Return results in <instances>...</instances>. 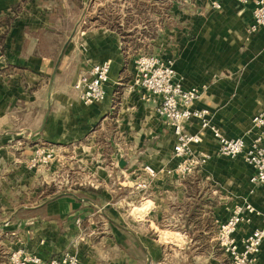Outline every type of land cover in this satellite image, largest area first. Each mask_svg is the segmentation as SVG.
<instances>
[{
  "label": "crops",
  "instance_id": "obj_1",
  "mask_svg": "<svg viewBox=\"0 0 264 264\" xmlns=\"http://www.w3.org/2000/svg\"><path fill=\"white\" fill-rule=\"evenodd\" d=\"M254 7L0 0V264L19 248L44 260L68 251L81 264H229L219 226L251 203L256 211L235 238L241 244L259 228L264 184L251 183L256 170L243 155H219L196 118L185 130L201 136L194 149L211 158L185 178L168 174L178 161L176 134L157 113L160 97L143 98L135 61L143 53L173 57L183 86L201 92L191 108H208L221 133L249 145L253 117L264 110V25L250 31ZM104 61L106 99L85 104L74 85ZM42 142L59 146L60 162L33 168ZM145 165L155 178L146 179ZM59 171L66 188L52 190ZM255 264H264V240Z\"/></svg>",
  "mask_w": 264,
  "mask_h": 264
},
{
  "label": "built area",
  "instance_id": "obj_2",
  "mask_svg": "<svg viewBox=\"0 0 264 264\" xmlns=\"http://www.w3.org/2000/svg\"><path fill=\"white\" fill-rule=\"evenodd\" d=\"M247 4L251 0H237ZM253 22L250 31L264 25V0H253ZM220 7L219 3L215 4ZM137 82L145 90L144 99L152 96L160 97L157 113L165 118L174 128L176 144L174 157L178 159L175 166L168 168L167 173L185 178L205 164L211 155L197 151L194 145L200 144L199 134H190L185 130V124L193 118L201 121V126L212 132L218 141V154L235 158L243 155L256 172L250 181L254 186L264 184V110L253 117L256 136L248 145L243 137L229 138L212 124L208 108L193 109L191 104L200 98L197 87L185 88L177 78L175 60L173 57H163L154 53H143L135 61ZM111 62L104 61L95 64L89 71L79 75L74 88L80 93L85 104L101 102L106 99L105 84L109 81ZM54 148L42 146L36 149L30 159V166L39 168L49 164L56 157ZM146 179H153L158 171L151 165H145ZM140 186H147L143 181ZM256 211L251 203L236 206L227 220L220 224L217 239L220 247L229 257V264H255L256 255L260 252L264 240V219L262 225L245 237L241 244L235 238L238 226L250 220V214ZM10 264H81L79 257L71 252H62L44 260L40 255L24 248L15 249L10 254Z\"/></svg>",
  "mask_w": 264,
  "mask_h": 264
},
{
  "label": "rangeland",
  "instance_id": "obj_3",
  "mask_svg": "<svg viewBox=\"0 0 264 264\" xmlns=\"http://www.w3.org/2000/svg\"><path fill=\"white\" fill-rule=\"evenodd\" d=\"M146 52V51H145ZM148 52V51H147ZM106 136H101L100 137V142L105 146L106 145V147L107 148H109V146H107V140H106V138H105ZM42 146H46V147H50V148H54L55 150H56V157L54 158V160L53 161H51L49 164H52V163H54V162H60L59 161V159H61L60 158V156L58 155V149H59V146L58 145H56V143H51V142H42V143H39V145L37 146V148H39V147H42ZM36 148V149H37ZM33 157V156H32ZM31 157V158H32ZM49 164H47V165H49ZM118 165H120V162L119 163H117ZM47 165H44V166H47ZM59 165V164H58ZM44 166H42V167H44ZM58 180L56 181V184L55 185H57V186H54V183H53V188H52V190H55V188L54 187H58L59 189H64V188H66L65 186V184H63V183H65V180H66V178H67V175H66V173H64L63 171H59V173H58ZM128 191H126V193H127ZM123 193H125V192H123ZM137 195H139V193L136 191V190H134V192H133V197H135V196H137ZM136 205H133V208L135 207ZM1 260H5V261H8L9 259H7L6 257L4 258H2L1 257Z\"/></svg>",
  "mask_w": 264,
  "mask_h": 264
},
{
  "label": "trees",
  "instance_id": "obj_4",
  "mask_svg": "<svg viewBox=\"0 0 264 264\" xmlns=\"http://www.w3.org/2000/svg\"><path fill=\"white\" fill-rule=\"evenodd\" d=\"M10 23V20H7V24ZM2 43H3V36H0V46L2 47Z\"/></svg>",
  "mask_w": 264,
  "mask_h": 264
},
{
  "label": "water",
  "instance_id": "obj_5",
  "mask_svg": "<svg viewBox=\"0 0 264 264\" xmlns=\"http://www.w3.org/2000/svg\"><path fill=\"white\" fill-rule=\"evenodd\" d=\"M124 161H120V166H123L124 165V163H123Z\"/></svg>",
  "mask_w": 264,
  "mask_h": 264
}]
</instances>
